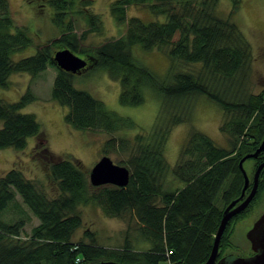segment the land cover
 Instances as JSON below:
<instances>
[{"label": "trees", "instance_id": "trees-1", "mask_svg": "<svg viewBox=\"0 0 264 264\" xmlns=\"http://www.w3.org/2000/svg\"><path fill=\"white\" fill-rule=\"evenodd\" d=\"M49 1L55 9L54 19L64 33L39 45L35 53L14 59L13 53L32 44L33 38L29 28L15 24L9 0H0V86H7L14 72L37 76L48 65L56 63L53 55L57 49L69 47L88 59L86 69L105 68L119 80L122 104L144 102L145 87L157 91L162 103L148 132L121 137L122 145L131 148L129 157L119 161L131 170L126 186L94 185L78 161L52 154L45 165L59 190L55 196L49 195L44 186L27 177L20 168L12 167L0 175V211L19 193L40 220L23 237L24 218L8 222L0 217V264H202L210 254L225 206L241 193L244 176L239 160L264 140V86L256 93L242 92L235 85L237 75L241 81L245 73L249 43L234 21L216 12L213 0H115L111 11L119 22L127 21L125 34L92 50L83 45L84 34L77 35L70 22L67 26L63 23L74 0ZM239 1H234L235 6ZM83 2L88 6L92 0ZM130 4L147 6L153 14H163L165 18L148 21L135 15L127 18L126 9ZM86 19L92 25L90 30L97 28L96 13ZM134 44L147 50L167 46L170 58L167 78L134 58ZM91 54L95 56L93 60ZM181 62L194 67L178 68ZM75 74L58 66L51 89L52 98L69 107L65 114L69 125L109 132L137 126L132 118L108 108L89 91L76 88ZM198 95H205L231 112L225 127L232 135V146L218 145L206 133L193 129L181 152L183 157L185 154L191 158L185 160L181 156L170 168L163 152L167 136L176 123L191 117L184 110L192 109ZM35 99L30 89L16 101L0 97V149H23L29 137L43 134L36 115L21 111ZM249 158L256 165L264 159V151L258 157ZM170 172L173 178L166 184L165 174ZM175 180L181 185H174ZM220 189L222 195L217 198ZM263 189L264 167L255 196L228 221L219 253L230 242L237 218L248 210ZM94 203L110 215L132 212L149 246L137 248L128 238L116 247L99 245L89 229L84 235L91 237V241L84 238L74 241L72 237L83 222L78 206Z\"/></svg>", "mask_w": 264, "mask_h": 264}, {"label": "rangeland", "instance_id": "rangeland-1", "mask_svg": "<svg viewBox=\"0 0 264 264\" xmlns=\"http://www.w3.org/2000/svg\"><path fill=\"white\" fill-rule=\"evenodd\" d=\"M114 1L92 0V3L90 2L87 6L83 0H74L67 10L63 23L66 25L70 22L73 32L77 35L84 34L83 45L92 47L93 50L100 43L125 34L127 21L119 22L112 13L111 5ZM213 1L216 12L224 18L234 21L250 46L249 59L243 68L245 73L242 75L241 81L237 75L235 85L242 88L240 89L242 92L257 93L264 86V0H240L237 6L234 4L235 0ZM9 3L15 24L29 28V34L33 38L32 44L13 53L14 59L35 53L39 45L60 37L64 33L62 26L54 19L55 9L49 0H9ZM91 12L98 16L94 22L97 28L94 30H90L92 25L86 19L92 14ZM126 13L127 18L135 15L146 21L165 18L163 14L156 16L147 6L141 4L128 5ZM177 36L178 33L175 38ZM76 53L84 56L82 52ZM132 53L137 61L149 66L161 77L167 78V73H170L167 72L170 64L167 46H163L161 49L147 50L140 44H134ZM90 57L91 60L95 58L93 54ZM58 66L57 63L48 65L37 76H32L29 72H14L8 78V85L0 86V97L6 101L18 100L28 89L36 95V99L26 104L21 111L34 113L41 123L43 133L41 136L29 137L28 145L23 149L1 148L0 175L12 167L20 168L27 177L35 179L44 186L47 193L52 196L57 195L59 190L56 187V182L49 177L45 165L50 154L78 161L88 174L103 154L110 155L115 162L119 163V161L127 159L131 153L130 146L122 145L121 137L129 138L137 132H148L157 119L162 103L157 91L145 87L144 102L137 105H124L119 100V80L112 77L105 68L88 67L82 73L75 74L74 86L89 91L96 98L103 100L108 108L119 114L129 116L137 126L131 129L121 128L112 132L102 128H75L65 121V114L69 107L59 103L51 96ZM191 67L194 65L181 62L178 68L190 69ZM196 67L200 68V66ZM184 112L191 117L172 127L163 148L170 168L180 161L185 140L193 129L206 133L216 144L231 148L232 135L225 127V123L231 115L230 111L227 112L205 95H198L193 101L192 109H185ZM112 138L115 140L112 141ZM109 140L110 143H106ZM182 158L187 160L191 157L184 154ZM258 164L255 165L252 158L245 159L243 163L247 174L252 179ZM165 175L167 184L173 178V174L170 172ZM177 183L181 185L178 180H175L174 185H178ZM221 195L222 189L218 192L217 198H220ZM78 210L82 214L83 222L72 237L74 241L81 238L91 241V237L84 235L85 230L89 229L94 232V238L99 245L116 247L124 244L128 238L137 248L145 249L149 246L140 232L137 217H133L132 212L128 211L123 216L110 215L96 203L81 204L78 206ZM263 212L264 189L248 210L235 221L232 226L230 242L225 249L226 252L243 254L247 251L250 247L247 232ZM0 217L8 222L24 218L26 223L21 231L23 237L30 233L31 228L40 221L19 193H16L15 199L0 211Z\"/></svg>", "mask_w": 264, "mask_h": 264}, {"label": "water", "instance_id": "water-1", "mask_svg": "<svg viewBox=\"0 0 264 264\" xmlns=\"http://www.w3.org/2000/svg\"><path fill=\"white\" fill-rule=\"evenodd\" d=\"M53 59L59 65V67L71 71L73 73H80L82 69H85L88 63L87 58L77 54L69 47L59 48L54 52ZM264 151V140L256 147L252 152H248L241 156L239 160V166L244 176V184L241 189V193L232 199L227 206H225L222 216L214 236V241L208 258L202 264H214L217 254L219 253L220 241L222 235L226 229L228 221L237 213L244 210L251 202L256 194L259 175L262 167L264 166V159L257 165L252 185L249 192L247 188L250 184V177L244 168V161L249 157H258L260 152ZM131 170L124 164L115 162L110 155L103 154L100 159L93 165L89 171V181L94 185L111 183L118 186H126L130 181ZM247 237L252 241L254 250L257 253L250 259L260 260L264 258V212L256 219L253 226L249 228ZM91 263V264H100ZM215 264H252L246 257H235L232 260V253L221 257Z\"/></svg>", "mask_w": 264, "mask_h": 264}, {"label": "flooded vegetation", "instance_id": "flooded-vegetation-1", "mask_svg": "<svg viewBox=\"0 0 264 264\" xmlns=\"http://www.w3.org/2000/svg\"><path fill=\"white\" fill-rule=\"evenodd\" d=\"M86 58V57H85ZM88 60V59H87ZM87 66H88V64H87ZM86 69V68H85ZM85 69H82V72L85 70ZM82 72H80V73H82ZM78 74V73H77ZM251 181H250V184H249V186L248 187H250L249 188V190L251 189ZM249 190H248V192H249ZM247 192V191H246ZM231 201V200H230ZM229 201V202H230ZM238 214V213H237ZM256 221V220H255ZM254 221V222H255ZM254 224V223H253ZM253 224H252V226H253ZM251 226V227H252ZM250 227V228H251ZM248 241H249V243H250V247L247 249V251L245 252V253H243V254H235L234 252H232V260L235 258V257H246V259L248 260H250L251 261V263L252 264H264V258H261L260 260H255V258L254 259H250L252 256H254L256 253H257V251L256 250H254V248H253V244H252V241H250L249 239H248ZM230 252H226L225 250L222 252V253H219V254H217V257H216V259H215V263L221 258V257H223V256H226V255H228ZM214 263V264H215Z\"/></svg>", "mask_w": 264, "mask_h": 264}, {"label": "bare ground", "instance_id": "bare-ground-1", "mask_svg": "<svg viewBox=\"0 0 264 264\" xmlns=\"http://www.w3.org/2000/svg\"><path fill=\"white\" fill-rule=\"evenodd\" d=\"M250 152H251V151H250ZM247 153H248V152H247ZM263 167H264V166H263ZM263 167H262V168H263Z\"/></svg>", "mask_w": 264, "mask_h": 264}, {"label": "crops", "instance_id": "crops-1", "mask_svg": "<svg viewBox=\"0 0 264 264\" xmlns=\"http://www.w3.org/2000/svg\"><path fill=\"white\" fill-rule=\"evenodd\" d=\"M138 248H141V247H138Z\"/></svg>", "mask_w": 264, "mask_h": 264}]
</instances>
